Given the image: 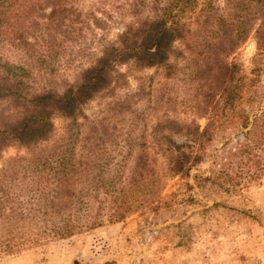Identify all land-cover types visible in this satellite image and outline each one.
<instances>
[{"label":"trees","instance_id":"1","mask_svg":"<svg viewBox=\"0 0 264 264\" xmlns=\"http://www.w3.org/2000/svg\"><path fill=\"white\" fill-rule=\"evenodd\" d=\"M75 1L0 0V255L157 214L150 149L189 189L192 169L208 163L192 176L203 195L264 178V0H152V15L125 24L72 82L37 87L4 47L33 55L62 44L80 21ZM250 36L256 54L245 74L229 58ZM184 53L193 87L186 119L147 123L124 101L109 108L114 120L87 118L83 107L123 75L120 66L168 72ZM55 116L66 120L64 134L46 144ZM9 147L24 153L4 157Z\"/></svg>","mask_w":264,"mask_h":264},{"label":"rangeland","instance_id":"2","mask_svg":"<svg viewBox=\"0 0 264 264\" xmlns=\"http://www.w3.org/2000/svg\"><path fill=\"white\" fill-rule=\"evenodd\" d=\"M151 5L152 0H76L74 6L82 22L73 23L62 44L56 42L33 55L6 46L4 55L30 70L37 87H59L64 79L72 82L80 68L88 65L104 43L116 39L125 24L152 15ZM255 54L256 43L250 36L229 60L249 74ZM187 55L172 58L177 67L168 72L155 67L138 70L130 63L120 66L123 75L90 100L84 113L89 120H114L109 118V108L124 101L134 116H144L147 123L164 114L186 119L193 92L185 73ZM53 123L55 131L46 144L64 134L66 120L55 116ZM16 153L22 154L24 149L9 147L3 156ZM149 153L160 177L162 204L157 214L134 213L70 238L0 255V264H264V178L233 193L213 188L203 195L192 176L205 172L208 163L192 169L189 183L193 189H189L186 180L168 170L161 154L151 149ZM204 207L210 209L202 211Z\"/></svg>","mask_w":264,"mask_h":264}]
</instances>
